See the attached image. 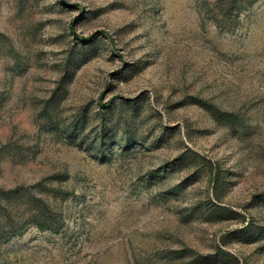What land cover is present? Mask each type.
Instances as JSON below:
<instances>
[{
  "label": "rangeland",
  "instance_id": "1",
  "mask_svg": "<svg viewBox=\"0 0 264 264\" xmlns=\"http://www.w3.org/2000/svg\"><path fill=\"white\" fill-rule=\"evenodd\" d=\"M17 188L64 223L1 200L0 264H264V0H0Z\"/></svg>",
  "mask_w": 264,
  "mask_h": 264
},
{
  "label": "trees",
  "instance_id": "2",
  "mask_svg": "<svg viewBox=\"0 0 264 264\" xmlns=\"http://www.w3.org/2000/svg\"><path fill=\"white\" fill-rule=\"evenodd\" d=\"M256 2V0H230V8L232 9V11L235 12H241L243 11L245 8H248L250 6H252L254 3ZM226 116V115H225ZM50 118V116H49ZM84 120V119H83ZM83 120L82 121H76L74 127L71 130V134L69 135V138L75 139L77 138L78 140L81 139V142L83 143H87L86 141V136L83 135ZM50 121H53V118L51 117ZM80 126H82L80 131ZM129 133H127L125 135V139H124V148H127L130 146L131 144V140L132 137L130 135H128ZM110 144V141H105L103 136H98L97 137V143L94 142V144L92 146H94V148H97L98 154H100L102 157H107V150H108V145ZM216 176V175H215ZM38 186H41V184H39ZM22 188H17L15 190H11V191H6L5 194L9 195V196H21V198H28L26 196H23V192H22ZM10 198V197H9ZM8 197H5L1 200H4V202L11 208H13V210H15V208L17 210H23L24 215L29 216L30 220L33 224H35L40 230H50L52 232H58L62 226L63 223L61 224H57V221H55V218H53V212L52 214L49 212L51 210L50 205L48 203H46L43 199L41 198H35L33 197L32 200L31 199H27V201L24 202V204H20V205H12V200H10ZM52 215V216H49ZM21 227H12L11 226V230H13L14 232H20L21 229H19Z\"/></svg>",
  "mask_w": 264,
  "mask_h": 264
}]
</instances>
